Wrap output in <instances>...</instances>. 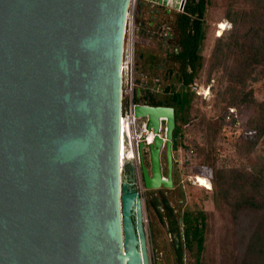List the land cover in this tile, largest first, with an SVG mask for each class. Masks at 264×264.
<instances>
[{"label": "water", "instance_id": "obj_1", "mask_svg": "<svg viewBox=\"0 0 264 264\" xmlns=\"http://www.w3.org/2000/svg\"><path fill=\"white\" fill-rule=\"evenodd\" d=\"M129 3L0 0V264H150L120 161ZM134 109L154 134L143 184L171 188L175 110Z\"/></svg>", "mask_w": 264, "mask_h": 264}, {"label": "rangeland", "instance_id": "obj_2", "mask_svg": "<svg viewBox=\"0 0 264 264\" xmlns=\"http://www.w3.org/2000/svg\"><path fill=\"white\" fill-rule=\"evenodd\" d=\"M227 4L228 0H211L205 12L204 38L200 48L203 66L197 71L195 84L198 89L209 84L210 93L204 95L192 90L194 96L190 103L189 121L180 125L177 138L178 147L172 150L173 187L147 189L142 180L134 183L142 198L150 264H178L177 248L183 242V225L179 218L186 211L196 212L198 210H203L205 213V245L200 260H198V250L195 244L191 248L183 246V264H235L237 249H235L236 236L231 205L224 201L220 202V199L212 198L211 188L199 187L191 181L196 175H201L211 181L212 170L214 174L216 169L220 168L264 169V137L257 141L254 140L249 123L252 109L245 103H241L240 107L234 105L237 111L229 112L230 119L228 120L225 116L223 120L225 106L231 95L236 92L234 90L231 94L227 89L228 81L222 78L223 72L220 68L212 71L208 79L207 69L212 48L216 39L225 34L231 26L225 17ZM168 8L175 9L174 5L169 4ZM136 17L137 14L135 19ZM170 17L169 20L172 21L174 14ZM221 22L224 23V29H221L219 34ZM134 39L137 41L136 52H141L139 49L145 45L148 51L145 50L143 53L153 54L159 59V56L148 47L150 43L141 34L136 32ZM158 72L157 66L153 69V77ZM259 76L262 74L259 73ZM139 78H146V76L140 73ZM173 84L176 90L180 89L177 82ZM247 88H252L256 100L264 99V77L251 82ZM211 121H216V124L221 123V128L215 136L207 130V124ZM165 156L163 150L161 162L164 175L167 170ZM146 159V164L149 165L148 153H146ZM129 171V168H126L122 173L123 177L134 182V177L130 179L128 177ZM210 184L212 187V182ZM167 205L173 210L178 229L172 228Z\"/></svg>", "mask_w": 264, "mask_h": 264}, {"label": "trees", "instance_id": "obj_3", "mask_svg": "<svg viewBox=\"0 0 264 264\" xmlns=\"http://www.w3.org/2000/svg\"><path fill=\"white\" fill-rule=\"evenodd\" d=\"M211 0H183L182 10L175 11L174 20L169 23L175 36L176 45L182 55L190 59V76L184 81V86L176 90L173 83L166 87L163 95L151 94L143 100L149 105L171 106L175 110V128L173 131V147H178L180 125L189 121V110L194 96L192 85L195 84L197 71L203 66L200 48L204 38L203 23L205 12ZM225 17L230 22V28L216 39L212 48L209 66L210 73L221 69L222 78L228 81L227 89L232 94L223 120L229 112L234 113L245 103L252 109L249 123L254 140L264 137V99L256 100L252 88H247L251 82L264 77V0H228ZM224 29V23L219 26V34ZM142 54V57H139ZM136 76L143 73L153 77V69L161 61L153 54L135 51ZM259 73L262 76H259ZM177 82V81H176ZM174 88L172 93L170 90ZM144 103V101L139 100ZM221 128V123L211 121L207 130L213 136ZM252 138V137H251ZM214 165L212 168L214 169ZM220 168L211 174V196L220 202L231 205L233 228L235 233V249L237 257L235 264H264V169L258 168ZM208 191V190H206ZM172 228L178 229L173 210L167 205ZM182 240L177 248L178 264H183V246H197L198 260L205 245V213L186 211L182 214Z\"/></svg>", "mask_w": 264, "mask_h": 264}, {"label": "flooded vegetation", "instance_id": "obj_4", "mask_svg": "<svg viewBox=\"0 0 264 264\" xmlns=\"http://www.w3.org/2000/svg\"><path fill=\"white\" fill-rule=\"evenodd\" d=\"M146 1L141 2L139 5V11L135 19V34L136 32L137 34H141L150 43L148 47L154 51V54L159 56L161 63L157 64L159 72L153 78L148 75H145L146 78L142 79L137 77L139 84H142L137 98L142 101H144V96L148 98L146 91H149L151 94L163 95L166 93V87L170 86L173 82L177 81L179 87L184 86V81L191 74L190 59L187 55L180 53L175 42V36L172 34L169 25V22L174 20V18L172 21L169 20L171 18L170 15H175L176 13L171 11H177V9L171 10L168 8V3H163L161 0ZM139 50L141 51L139 53H143V51L147 50V46H141ZM139 57L141 58L142 54H139ZM170 91L173 93L174 88H171ZM163 129L164 125H162V131ZM146 153L144 152L145 163H147ZM128 177L129 179L133 177L130 171ZM155 200L157 202V198Z\"/></svg>", "mask_w": 264, "mask_h": 264}, {"label": "built area", "instance_id": "obj_5", "mask_svg": "<svg viewBox=\"0 0 264 264\" xmlns=\"http://www.w3.org/2000/svg\"><path fill=\"white\" fill-rule=\"evenodd\" d=\"M138 0H130L129 8L126 18L125 36H124V51L125 57L122 59L121 73H122V97H121V116L120 121L122 124L121 139L124 149V155L120 158L122 173L126 168H129L132 176L136 181L142 180L141 174V157L139 146L141 142L148 145L153 141V138L149 139V134L153 133L152 129L147 127L146 117H140L135 115V106L137 104H144L137 100V90L140 89L139 81L136 76V57H135V16ZM181 6L177 8L182 10L183 0H180ZM192 90L199 94L208 95L210 92L209 84L206 87L198 89L197 84H193ZM231 113V112H230ZM230 114L226 115L227 119H230ZM124 132V134H123ZM159 135L164 137V129H159ZM206 178V177H205ZM194 179V178H193ZM209 180L208 178H206ZM210 182V180H209ZM196 184L195 180L192 181Z\"/></svg>", "mask_w": 264, "mask_h": 264}, {"label": "bare ground", "instance_id": "obj_6", "mask_svg": "<svg viewBox=\"0 0 264 264\" xmlns=\"http://www.w3.org/2000/svg\"><path fill=\"white\" fill-rule=\"evenodd\" d=\"M121 131H122V124H121V121H120V139H121ZM123 134H124V132H123ZM148 134H149V139L151 140L154 137V134L153 133H150V132H148ZM122 156H125V155H124V149H123V146H122V140H120V158ZM121 162H123L122 159H121ZM193 178H194L196 184L199 187H208V188H211V184H210L211 181L209 182V180H207L205 177H203L201 175H196Z\"/></svg>", "mask_w": 264, "mask_h": 264}, {"label": "crops", "instance_id": "obj_7", "mask_svg": "<svg viewBox=\"0 0 264 264\" xmlns=\"http://www.w3.org/2000/svg\"><path fill=\"white\" fill-rule=\"evenodd\" d=\"M143 1H146V0H138V2H137V7H136V14H137V12L139 11V5H140V3L141 2H143Z\"/></svg>", "mask_w": 264, "mask_h": 264}]
</instances>
